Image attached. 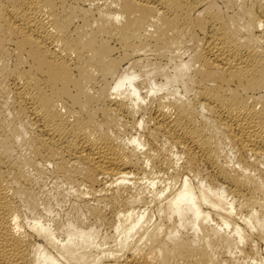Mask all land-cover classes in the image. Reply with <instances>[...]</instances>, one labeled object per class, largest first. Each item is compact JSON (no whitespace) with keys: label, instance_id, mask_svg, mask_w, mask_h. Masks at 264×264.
I'll use <instances>...</instances> for the list:
<instances>
[{"label":"bare ground","instance_id":"1","mask_svg":"<svg viewBox=\"0 0 264 264\" xmlns=\"http://www.w3.org/2000/svg\"><path fill=\"white\" fill-rule=\"evenodd\" d=\"M0 264H264V0H0Z\"/></svg>","mask_w":264,"mask_h":264},{"label":"rangeland","instance_id":"2","mask_svg":"<svg viewBox=\"0 0 264 264\" xmlns=\"http://www.w3.org/2000/svg\"><path fill=\"white\" fill-rule=\"evenodd\" d=\"M36 176L34 177L36 181V186H34L36 190H34L36 191V193L35 191L33 193L34 195H36H33V197H36L35 199H37L36 202H38V211L41 214H45V212H47V215L49 213L54 214L56 212H58L59 214L69 212V201L65 192V187L56 185L50 179H48L47 176H37V178ZM44 208H49L50 211L48 212ZM24 209L25 213L29 214L30 211L27 208Z\"/></svg>","mask_w":264,"mask_h":264}]
</instances>
